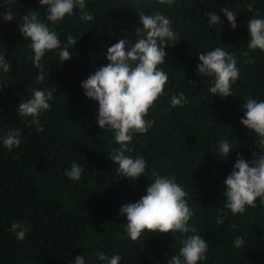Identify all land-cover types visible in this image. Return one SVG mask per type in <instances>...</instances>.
<instances>
[{
    "label": "trees",
    "instance_id": "obj_1",
    "mask_svg": "<svg viewBox=\"0 0 264 264\" xmlns=\"http://www.w3.org/2000/svg\"><path fill=\"white\" fill-rule=\"evenodd\" d=\"M87 11L94 19L85 22L79 11L66 16L51 28L57 31L62 45L69 34L77 45L70 48L73 58L62 62L57 52L49 51L42 59L45 81L39 87H57L52 107L40 117L44 132L28 127L18 115V104L30 98L38 69L30 59L34 53L30 38L21 34L22 16L39 11L45 20V9L39 0H0V13L9 10L13 20L0 15V53L11 62L9 73L0 69V137L10 128L22 132L21 144L10 152L0 141V264H75L77 256H85L86 264H102L96 253L119 254L121 264H167V254H178L185 234H149L137 241L127 235L126 216L122 205L134 203L151 183L153 169L175 175L184 186L187 199L196 215L190 221L197 234L209 244L207 260L198 264H264V205L248 207L233 216L224 208V181L232 172L238 153L251 161L259 152V137L240 121L242 105L251 96L264 100V51L249 52L245 63L243 52L249 51L248 21L257 13L264 18V0H176L172 6L157 0H86ZM252 4L249 9L248 5ZM224 7L239 12L237 27L231 28ZM162 11L172 21L178 41L169 42L168 59L161 67L169 75L164 95L150 109L155 121L146 134L134 136L135 157L142 154L147 161L146 176L136 181L119 178L117 165L108 157L119 147L113 133L98 126L97 101L89 99L82 88L98 68L107 65L106 50L120 39L135 40L138 12ZM219 13L223 21L209 27L204 13ZM222 47L235 53L240 78L232 87L234 95L222 98L208 92L210 77H201L197 53ZM197 81L196 85L189 81ZM184 92L188 103L171 108L173 94ZM221 139L234 146L227 159L214 153ZM73 161L85 168L79 181L65 176ZM247 207V206H246ZM223 214L227 219L217 225ZM20 222L29 231L23 241L10 231ZM236 225L235 230L231 227ZM189 233L188 235H190ZM237 236L245 245L234 247Z\"/></svg>",
    "mask_w": 264,
    "mask_h": 264
},
{
    "label": "clouds",
    "instance_id": "obj_2",
    "mask_svg": "<svg viewBox=\"0 0 264 264\" xmlns=\"http://www.w3.org/2000/svg\"><path fill=\"white\" fill-rule=\"evenodd\" d=\"M16 2V0H14ZM140 0H131L139 7ZM160 5L172 6L176 0H157ZM40 8L45 9V20L40 19L39 11H31L22 16L19 24L21 34L30 38L29 46L34 53L30 57L38 73L34 84L37 87L30 89L31 96L18 104V115L25 119L28 127L36 126L37 132H44L40 117L51 109L49 103L54 99L57 87H39L45 81V65L42 59L49 51L59 50L57 55L62 62L73 58L70 48L77 45V39L73 35L67 36L66 42L61 39L55 30L49 26L64 20L66 16H72L79 11L80 19L89 22L94 19L87 11L86 0H39ZM249 9L252 4L248 5ZM230 23L233 30L237 27V15L239 12L224 7L220 10ZM2 15L4 21H12V12L6 10ZM208 26H219L222 31L223 21L219 13L207 11L204 13ZM138 23L142 27L135 29V40L129 38L120 39L106 50L107 65L98 68L86 80L82 81L85 95L99 104L97 123L99 128L110 130L119 147L113 148L108 157L117 165L119 178H128L136 181L146 176L147 161L142 154L135 157L125 153L133 152L132 144L134 136L146 134L155 121L149 117L150 109L154 108L158 99L164 95L165 87L169 83V75L162 65L166 64L168 53L166 48L169 42L178 41L179 34L173 31L172 19L162 11L146 14L143 10L138 12ZM250 39L247 42L249 51L243 52L245 63H254L250 60L249 52L257 49L264 51V18L257 13L247 23ZM201 63L197 64V71L201 77H210L211 86L208 92L212 96L219 95L222 98L234 95L232 87L240 78L239 58L235 53L226 51L222 47L214 50L197 53ZM12 64L6 59L5 52L0 53V69L3 73L11 71ZM197 81L191 80L189 84L195 86ZM7 83L0 84V91ZM242 105L244 116L241 123L252 130L259 137V145L264 146V100H258L251 96L244 99ZM188 103L184 92L173 94L170 99L171 108H183ZM22 132L19 128H10L0 141L10 152L21 144ZM234 146L228 139H221L215 154L222 159H227ZM259 152H253L251 161L238 153L232 172L224 181L226 191L222 193L226 197L224 208L233 216L243 214L248 207H257V198L264 205V148L259 147ZM85 168L73 161L70 168L65 170V176L76 182L81 179ZM151 183L138 201L122 205L120 215L126 216L125 230L132 241H137L147 232L153 234H185L178 254L168 255L167 264H198L207 260L209 244L201 235L197 234L195 226H190V221L196 215L191 209L187 196L188 193L182 184L177 182L175 175L161 174L153 169L151 171ZM247 206V207H246ZM216 219L217 225H221L228 218L223 214ZM231 227L235 230L236 225ZM20 222L13 223L10 231L16 234V238L23 241L29 231ZM191 233L190 235H188ZM235 248L244 247V238L237 236L233 242ZM97 259L102 264H121L123 257L119 254L107 255L96 253ZM75 264H86L85 256H77Z\"/></svg>",
    "mask_w": 264,
    "mask_h": 264
}]
</instances>
